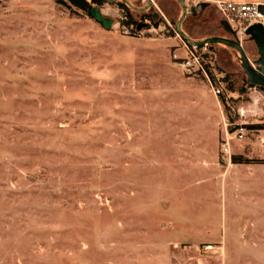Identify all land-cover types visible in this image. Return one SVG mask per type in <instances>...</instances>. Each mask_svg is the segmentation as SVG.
<instances>
[{
    "label": "rangeland",
    "instance_id": "obj_1",
    "mask_svg": "<svg viewBox=\"0 0 264 264\" xmlns=\"http://www.w3.org/2000/svg\"><path fill=\"white\" fill-rule=\"evenodd\" d=\"M184 2L190 38L231 37L210 0ZM116 3L107 31L0 0V264H264V130L242 128L264 124V92L236 50L172 34L178 1L141 35ZM191 52L212 75L183 67Z\"/></svg>",
    "mask_w": 264,
    "mask_h": 264
},
{
    "label": "built area",
    "instance_id": "obj_2",
    "mask_svg": "<svg viewBox=\"0 0 264 264\" xmlns=\"http://www.w3.org/2000/svg\"><path fill=\"white\" fill-rule=\"evenodd\" d=\"M140 2L145 9L144 12L147 15H153V17L146 15L143 18H139L130 27H122L123 32L127 35H141L145 32H156L157 27L154 22L158 19L165 18L158 6V0H140ZM211 2L220 15L222 22L231 30V35L233 34V37L238 39L241 44L248 37L247 31L250 27L261 25L264 28V3L262 2L230 0H214ZM167 24L171 27L172 34L177 38H181L176 28L172 27L169 22ZM141 26L142 28H140ZM192 48L196 49L197 47L193 46ZM190 54L191 58L183 62V67L188 71H202L206 73L204 57L197 56L192 52ZM220 92L218 89L217 93L220 94Z\"/></svg>",
    "mask_w": 264,
    "mask_h": 264
},
{
    "label": "water",
    "instance_id": "obj_3",
    "mask_svg": "<svg viewBox=\"0 0 264 264\" xmlns=\"http://www.w3.org/2000/svg\"><path fill=\"white\" fill-rule=\"evenodd\" d=\"M108 1L111 3H116L118 0H108ZM123 1L126 2L128 6H130L136 11L145 10V9H138L132 6L128 0H123ZM176 1H178L181 4L182 9H183L182 19L179 21V23L176 26V30L179 33L180 37L184 41L189 43L190 45L195 46L197 48L208 46V45L219 44V45H223V46L236 50L240 55L241 66H242L243 72L247 76L249 85L261 87L264 89V28L261 25H254L250 27L249 30L247 31V36L250 38L252 42H254L257 48V51H258V55H259V58L252 63L250 59L248 58L242 44L235 37L234 39L212 37V38L205 39L204 41H195L192 38H190L181 29L182 22L186 18L188 9L186 7L184 0H176ZM90 15L96 22L101 24L105 30L110 31L113 28L114 20L107 18L99 7L94 6L91 9ZM222 25H223V29L226 32L231 33V30L225 23H222ZM140 28H142V26Z\"/></svg>",
    "mask_w": 264,
    "mask_h": 264
},
{
    "label": "trees",
    "instance_id": "obj_4",
    "mask_svg": "<svg viewBox=\"0 0 264 264\" xmlns=\"http://www.w3.org/2000/svg\"><path fill=\"white\" fill-rule=\"evenodd\" d=\"M128 1L134 7L138 8V9H144L143 5H141L140 0H138V2L136 3V6L130 0H128ZM57 2L59 4L65 6V7H67V8H75V9L80 10V11H82L84 13H87L89 16H91L90 15L91 9L94 6H97V7L101 8L108 1L107 0H57ZM116 4H117V6L120 9L123 10V12L125 14L124 18L121 21V26L122 27H124V26L130 27L132 24L136 23L138 21L137 15H140V18L141 17L143 18L144 16L147 15L144 11H141V10H137L136 11V10H134L133 8L128 6L126 4V2H124L123 0H118ZM147 16L153 17V15H147ZM160 20L161 19H158V20H156L154 22L156 26L159 25ZM229 34L231 35V33H229ZM230 39H234L233 35H231ZM244 41L252 42L249 37H247ZM216 45H219V44H216ZM189 46L193 47L190 44H189ZM208 47L210 48V50L214 49V45H208ZM224 47H226V46H224ZM198 48H203V47H198ZM227 48H229V47H227ZM204 68L206 69L207 72H209L210 75H212L208 65L205 64ZM212 78H213V76H212ZM221 81L226 83V82L229 81V77L225 76V77H223V79ZM246 84L250 88H258L259 90L264 92V89L261 88V87H256V86L249 85L247 82H246ZM229 89H230L231 92H235L236 91L235 87H233L232 85L229 87ZM221 101L225 105V98L221 97ZM243 128H248V129H253V130H264V124H262V125H249V126L243 127ZM234 162L235 163H240V161H237L236 159H234Z\"/></svg>",
    "mask_w": 264,
    "mask_h": 264
},
{
    "label": "crops",
    "instance_id": "obj_5",
    "mask_svg": "<svg viewBox=\"0 0 264 264\" xmlns=\"http://www.w3.org/2000/svg\"><path fill=\"white\" fill-rule=\"evenodd\" d=\"M210 1H214V0H210ZM198 7H200L201 8V6H198ZM200 8H198V9H200ZM123 11V10H122ZM221 22H222V20H221ZM223 23V22H222ZM221 27H222V29H223V25L221 24ZM224 30V29H223Z\"/></svg>",
    "mask_w": 264,
    "mask_h": 264
}]
</instances>
